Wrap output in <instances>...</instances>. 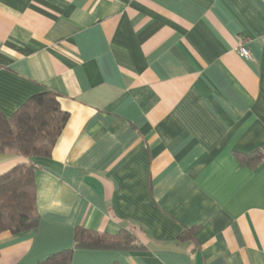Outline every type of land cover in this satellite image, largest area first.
<instances>
[{
	"label": "crops",
	"instance_id": "0c3cea01",
	"mask_svg": "<svg viewBox=\"0 0 264 264\" xmlns=\"http://www.w3.org/2000/svg\"><path fill=\"white\" fill-rule=\"evenodd\" d=\"M43 91L69 117L49 158L0 153L37 167L39 216L0 264H264V158L241 163L264 151V0H0V112Z\"/></svg>",
	"mask_w": 264,
	"mask_h": 264
},
{
	"label": "trees",
	"instance_id": "16d2710c",
	"mask_svg": "<svg viewBox=\"0 0 264 264\" xmlns=\"http://www.w3.org/2000/svg\"><path fill=\"white\" fill-rule=\"evenodd\" d=\"M60 108L58 97L43 91L29 97L15 113L6 117L0 112V153L14 152L27 160L49 158L68 120ZM264 158L263 150L242 156V162L255 168ZM37 170L32 163H20L0 175V234H23L36 229L39 216L35 207ZM74 248L90 250H138L131 233L120 230L118 235L100 234L77 227ZM72 249L47 257L38 264H71Z\"/></svg>",
	"mask_w": 264,
	"mask_h": 264
},
{
	"label": "built area",
	"instance_id": "2783aa9c",
	"mask_svg": "<svg viewBox=\"0 0 264 264\" xmlns=\"http://www.w3.org/2000/svg\"><path fill=\"white\" fill-rule=\"evenodd\" d=\"M239 53L244 58H249L250 57L249 52L242 46L239 47Z\"/></svg>",
	"mask_w": 264,
	"mask_h": 264
}]
</instances>
